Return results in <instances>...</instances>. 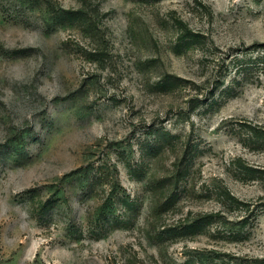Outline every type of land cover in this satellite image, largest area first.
Segmentation results:
<instances>
[{
	"label": "rangeland",
	"instance_id": "374dc122",
	"mask_svg": "<svg viewBox=\"0 0 264 264\" xmlns=\"http://www.w3.org/2000/svg\"><path fill=\"white\" fill-rule=\"evenodd\" d=\"M255 127L264 0H0V264H264Z\"/></svg>",
	"mask_w": 264,
	"mask_h": 264
},
{
	"label": "trees",
	"instance_id": "16d2710c",
	"mask_svg": "<svg viewBox=\"0 0 264 264\" xmlns=\"http://www.w3.org/2000/svg\"><path fill=\"white\" fill-rule=\"evenodd\" d=\"M252 133L253 134H255V136H258V137H260V136H264V131H261V130H257V128L255 127V128H253V131H252ZM249 169V168H248ZM250 170V169H249ZM253 170V169H252ZM251 171V170H250ZM227 197H229V195H228V193H227V195H226ZM230 197L231 198H235L233 195H230ZM213 215H208V216H202V219H201V221L200 220H196V226L198 225V224H201V222L202 221H204L205 220V218H210V217H212Z\"/></svg>",
	"mask_w": 264,
	"mask_h": 264
}]
</instances>
